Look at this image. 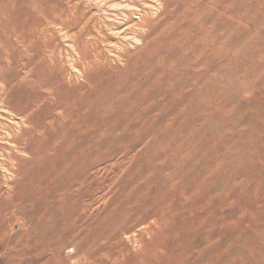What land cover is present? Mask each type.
Listing matches in <instances>:
<instances>
[{"label":"rangeland","instance_id":"rangeland-1","mask_svg":"<svg viewBox=\"0 0 264 264\" xmlns=\"http://www.w3.org/2000/svg\"><path fill=\"white\" fill-rule=\"evenodd\" d=\"M132 1L0 0L4 122L11 115L3 109L16 122L27 114L16 86L47 71L40 60L50 50L60 82L86 75L96 84L105 75L80 60L76 47L93 57L97 42L103 69L116 72L105 90L135 88L127 117L98 123L92 183L84 182L78 153L37 150L42 129L20 154L0 141V264H264V0ZM127 11L133 14L123 28L133 31L126 40L116 32ZM142 15L147 26L139 29ZM100 34L112 43H101ZM121 51L126 60H117ZM37 115L34 121L47 123ZM10 152L22 170L12 188L5 183ZM144 193L155 208L145 221L151 229L136 224L122 232L138 216L133 205L148 210L136 201Z\"/></svg>","mask_w":264,"mask_h":264},{"label":"bare ground","instance_id":"bare-ground-1","mask_svg":"<svg viewBox=\"0 0 264 264\" xmlns=\"http://www.w3.org/2000/svg\"><path fill=\"white\" fill-rule=\"evenodd\" d=\"M108 1V0H107ZM132 3L133 1L130 0ZM197 1V0H196ZM238 1V0H237ZM198 2V1H197ZM221 3V1H220ZM218 1V4H220ZM226 3H230L226 2ZM236 3V1H235ZM233 3V4H235ZM243 3V1L241 2ZM192 4V3H191ZM212 4V3H211ZM216 4V3H214ZM232 4V2L230 3ZM229 4V7H230ZM114 5V4H113ZM128 5V4H127ZM207 5V4H206ZM227 5V4H226ZM245 5V4H244ZM250 5V4H249ZM109 6V5H108ZM107 6V7H108ZM122 6V5H121ZM144 6V5H143ZM195 6V5H194ZM210 6V5H209ZM224 6V5H223ZM56 7V6H55ZM100 7V6H99ZM119 7V6H118ZM126 7V6H125ZM208 7V6H206ZM227 7V8H229ZM233 7V6H232ZM41 8V7H40ZM121 8V7H120ZM131 8V7H130ZM130 8H126L127 10H129ZM158 8V6H157ZM194 8V7H193ZM211 8V7H209ZM226 8V10H227ZM28 9V8H27ZM55 9V8H54ZM99 9V8H98ZM124 9V8H123ZM186 9V8H185ZM213 9V8H212ZM239 9V8H238ZM69 10V9H68ZM160 10V9H159ZM195 9H193L194 11ZM211 10V9H210ZM197 11V10H196ZM201 11H206V10H201ZM72 12V11H71ZM105 12V11H104ZM187 12V11H185ZM189 12V10H188ZM201 12V13H203ZM211 12V11H210ZM209 13L208 15H210L211 13ZM133 14L132 11H127L124 12L123 16V21L121 22L123 23V26L121 25V27L118 28L119 32L117 31L116 34L117 35H123V38H126V40L128 39L127 36L128 34L132 33V29H129L127 27L123 28L124 26H127L130 23L129 20V14ZM139 13V12H137ZM206 13V12H205ZM72 14V13H71ZM148 14V13H147ZM184 14V13H183ZM182 14V15H183ZM200 13L198 12L197 15H199ZM193 15H195L193 13ZM201 15V14H200ZM246 15V13H245ZM73 16V15H72ZM116 16V15H115ZM129 16V17H128ZM185 16V15H184ZM196 16V15H195ZM194 16V18H195ZM215 16V15H214ZM213 16V17H214ZM219 16H221V14H219ZM218 16V17H219ZM87 17H89L87 15ZM198 17V16H197ZM203 17V14L201 16V18ZM204 17H206L204 15ZM217 16H215L216 19ZM226 17V16H225ZM66 18V16H65ZM117 18V17H116ZM119 18V17H118ZM190 18H193L190 17ZM221 18V17H220ZM241 18V17H240ZM55 19V18H54ZM67 19V18H66ZM140 22H137V24H135L134 26H137L138 28H145L144 26L147 24V20L146 18L142 15L140 18ZM138 19V20H139ZM183 19V18H182ZM187 19V17H186ZM185 19V20H186ZM196 19V18H195ZM193 19V22L194 20ZM245 19V18H243ZM110 20V19H109ZM149 20V19H148ZM181 20V19H180ZM188 20V19H187ZM22 21V19H21ZM27 21V20H26ZM53 21V20H52ZM81 21V20H80ZM116 21V20H115ZM183 21V20H181ZM197 21V20H196ZM221 21V20H220ZM250 20H248L249 22ZM29 22V21H28ZM50 22V21H49ZM82 22V21H81ZM118 22V21H116ZM198 22L199 18H198ZM173 24V23H172ZM171 24V25H172ZM195 24V22L193 23ZM197 24V23H196ZM200 24V23H199ZM212 24V23H211ZM214 24V22H213ZM212 24V25H213ZM236 24V23H235ZM95 27V23L93 24ZM92 25V27H93ZM101 25V24H100ZM202 25V24H200ZM81 26V25H80ZM130 26V25H129ZM147 26V25H146ZM203 26V25H202ZM201 26L200 28V34H204L205 33V28L203 30V27ZM207 26V25H206ZM205 26V27H206ZM234 25H232L233 27ZM238 26V25H237ZM240 26V24H239ZM252 26V25H251ZM61 27L65 30V35L69 38H73L72 40L75 41V34L74 35H69V28L66 24H62ZM212 27V26H211ZM214 27V25H213ZM236 28L237 31V27L236 25L234 26ZM108 28V27H107ZM123 28V29H122ZM127 28V29H126ZM139 28V29H140ZM249 29V28H248ZM94 30V29H93ZM110 30V29H109ZM145 29L142 30L143 34H145V36L147 35V33L144 32ZM212 30V29H211ZM221 30V29H220ZM247 30V29H246ZM47 31V30H46ZM79 31V30H78ZM81 31H86V34L90 37L92 36V33L88 30H86L85 28H81ZM232 32L234 30H231ZM79 32V34H80ZM209 32V29L207 31L206 29V33ZM212 32V31H211ZM220 34H222V32L218 31ZM111 33V32H110ZM113 33V32H112ZM186 33V31H185ZM191 33V32H190ZM208 33V34H209ZM45 34H47L45 32ZM115 34V32H114ZM193 34V33H192ZM207 34V35H208ZM229 34V33H226ZM225 34V35H226ZM102 35V34H100ZM140 35V34H139ZM206 35V34H204ZM206 35V36H207ZM224 35V34H223ZM44 36V35H42ZM75 36V38H74ZM103 36V35H102ZM136 36V35H135ZM134 36V37H135ZM205 36V37H206ZM212 36V35H211ZM66 37V38H67ZM89 37V38H90ZM104 37V36H103ZM118 37V36H116ZM183 37V36H182ZM200 37V36H199ZM203 38V36H201ZM224 39L226 38L225 36H223ZM230 37H231V33H230ZM68 38V39H69ZM78 38V37H77ZM76 38V39H77ZM187 38V37H186ZM208 38V37H207ZM210 38V37H209ZM212 39H214L213 37H211ZM210 38V40H211ZM121 39V38H120ZM119 39V40H120ZM204 39V38H203ZM230 39V38H229ZM47 40V39H46ZM135 40V39H134ZM137 40V39H136ZM223 40V38H222ZM231 40V39H230ZM101 43L105 44L106 42L109 43L108 38H102ZM204 40H202L201 43H203ZM20 42V41H19ZM205 42V41H204ZM218 42V40H217ZM77 43V42H76ZM84 43V42H83ZM112 43V42H110ZM109 43V44H110ZM49 44V43H48ZM89 44V43H88ZM86 43V45H88ZM108 44V45H109ZM117 44V43H116ZM212 44V43H211ZM30 45V44H29ZM221 45V44H220ZM219 45V46H220ZM24 46V45H23ZM32 46V45H31ZM30 46V47H31ZM46 46V45H45ZM76 46V45H75ZM83 46V45H82ZM91 48L95 51V54L93 55V57H89L85 50H81L79 47H76V53L78 54V58L80 60H83V62H86L88 64H93V66H96V68L98 69L99 73H103L105 75L104 79L101 81V83H94V79L89 78V76L86 75H82L81 78V82L79 83H74L70 86L63 84L62 82H60L61 79V75L59 76V72L58 69L55 68V66L53 65L55 63V59H54V53L53 51L50 50L49 53L46 54V56H43L44 58H42L40 60L41 63V67L39 69H44L46 68L47 71L44 72L43 71H39L36 75V79H32V81H29L27 83L24 82H20L16 87L18 90L19 95L22 97V100L25 103V107L24 109L26 110V115L24 117H22V119H20L19 122H16L13 118L14 115H12L7 109H3L4 111L2 113H9L11 115V118L9 117L10 120L6 122L3 121V119H1L0 117V141H4V142H12L14 144V149L16 151H25L27 149H29V141H30V136H32L33 133H36V136L33 137H38L40 136L41 133V129L43 130L45 135H41L43 137H41L42 139L40 140V144L37 147V150L39 148V152H43L46 151L45 148L50 147L51 150L53 151H63L64 152V156L63 157H69L72 153H78L77 154V162H79V164H81L83 167V177H84V182L86 184L92 183L93 180V175L95 174V167H96V159L93 157L92 152L95 150V145H96V136L97 133L99 132L98 129V123L102 120H104L105 118H113L114 116L116 117H127L129 114V110L131 108H133L134 103L131 105L130 109L127 111L125 106L127 104L128 98H129V94H131V92H134L135 88H127V89H122L121 86L116 85L114 87H111L109 90H105L106 88L104 87V83L108 84V88H109V79H111V75L116 73L114 70L113 71H108V70H104L102 67L104 64V57L101 55L100 52L96 51L98 49L97 46V42H93L91 45ZM216 46V45H215ZM218 46V45H217ZM222 46V45H221ZM225 46V45H224ZM51 47V46H50ZM84 47V46H83ZM118 47V46H117ZM122 47V45H121ZM124 47V46H123ZM122 47V48H123ZM126 47V46H125ZM124 47V48H125ZM23 48V47H22ZM29 48V46H28ZM74 48V46H73ZM89 48V47H88ZM116 48V47H115ZM217 48V47H216ZM223 49V47H221ZM227 48V47H226ZM50 49V48H49ZM118 49V48H117ZM126 49V48H125ZM222 49H218L219 51ZM228 49V48H227ZM29 50V49H28ZM48 50V49H47ZM74 50V49H73ZM123 50V49H122ZM128 50V49H127ZM100 51V49H99ZM118 51V50H117ZM215 51V50H214ZM26 52V50H25ZM218 52V51H217ZM219 54V53H218ZM256 54V53H255ZM127 52L125 51H121V53L119 55H117V60H121V59H125L127 57ZM216 56H219L216 54ZM106 57V56H105ZM46 58L48 60H46ZM58 60V59H57ZM230 60V59H229ZM39 63L38 60L34 61V64ZM82 63V62H81ZM114 63V62H113ZM175 63V62H174ZM115 64V63H114ZM122 64V63H121ZM105 65V64H104ZM111 65V64H110ZM124 66V65H123ZM133 66V65H132ZM131 66H126L127 68H130ZM10 68V67H9ZM134 69V66L131 68ZM60 71V70H59ZM62 71V70H61ZM88 72V71H87ZM26 74V72H25ZM28 76V74H26ZM24 75V76H26ZM161 75V74H159ZM30 77V76H29ZM32 77V76H31ZM13 78V77H12ZM23 78V77H22ZM108 78V79H107ZM115 81V80H114ZM116 81H118V79H116ZM126 81V80H125ZM133 81V80H132ZM0 82L3 83L2 78H0ZM77 82V81H76ZM135 82V81H134ZM71 83V82H70ZM120 83V82H119ZM122 83V82H121ZM12 84V83H11ZM106 84V85H107ZM114 84V83H113ZM118 84V83H117ZM124 84V83H123ZM121 85V84H120ZM15 87V86H14ZM28 89H30L33 92V95H26L25 91H28ZM100 89V91H102L103 89V93L101 95L97 94V90ZM5 87L0 86V105H2L1 103L4 102V97H5ZM11 96V95H10ZM21 101V100H20ZM139 102V101H138ZM23 103V102H22ZM139 104V103H138ZM137 104V105H138ZM17 105V104H16ZM22 105V104H21ZM20 106V105H19ZM18 106V108H19ZM43 108V109H41ZM129 108V107H128ZM18 110V109H17ZM142 110V109H141ZM133 111V110H132ZM137 111V110H135ZM4 113V114H5ZM37 113L40 114L42 117H46L48 119L46 124H42L41 122H36L32 119L33 116ZM23 115V114H22ZM38 116V115H37ZM39 117V116H38ZM125 119V118H124ZM44 123V121H42ZM15 124L17 125V127H19L17 129V132H14L11 130V126L9 124ZM143 124V123H142ZM22 125H25L23 127H21ZM46 126L49 128V131L51 132V134L49 133V131H46ZM125 128V127H124ZM108 130V129H107ZM109 131H111V129L109 128ZM107 132V131H105ZM100 134V132H99ZM118 135V134H117ZM118 138V137H117ZM85 139V140H84ZM3 142V143H4ZM83 142H88V145L84 146V149H82V143ZM3 147V146H2ZM184 148V147H183ZM3 149H5L3 147ZM50 150V151H51ZM76 150V151H75ZM47 152V151H46ZM14 153V152H13ZM22 153V152H21ZM17 154H12L11 152L7 155V158L10 160V165L11 168H7L6 170L10 173V180L8 182L5 181V183H7L8 186H11L14 182L13 180L17 178V176L19 175V173H21V159L20 157H16ZM20 156V155H19ZM22 156V155H21ZM73 157V156H71ZM66 159V158H65ZM67 160V159H66ZM65 160V161H66ZM72 160V159H71ZM84 160V161H82ZM66 165V164H64ZM72 166V165H71ZM76 166V165H74ZM73 166V167H74ZM66 167V166H65ZM63 167V168H65ZM67 169H68V165H67ZM75 169V167H74ZM80 169V168H79ZM78 169V171H79ZM75 171V170H74ZM76 171V172H78ZM81 171V170H80ZM137 171V170H136ZM64 172V171H63ZM75 172V173H76ZM67 173V172H66ZM65 173V174H66ZM69 173V172H68ZM73 174V172H70ZM73 177V176H72ZM71 177V178H72ZM69 178V177H67ZM70 178V179H71ZM73 180V179H72ZM79 180V179H78ZM77 181V180H76ZM80 181V180H79ZM37 183V182H36ZM72 183V182H70ZM83 183V182H82ZM82 183H80V185H82ZM117 183V182H116ZM75 184V183H74ZM84 184V183H83ZM95 184V183H94ZM92 185V184H91ZM37 186V185H36ZM77 186V185H76ZM90 186V185H89ZM197 186V185H196ZM191 187V186H190ZM202 187V186H201ZM12 188V186H11ZM68 188V187H67ZM80 188V187H79ZM183 188V187H182ZM79 190V189H78ZM64 192V191H63ZM66 193V192H65ZM141 196V197H140ZM140 196L136 197V201L144 202V204L149 205L148 210H143L142 207H138L139 205L136 204L133 205L134 208H132V212L135 214H138V216L136 217V219H134L133 223L131 225H129L126 228H120V230H122V232H128L129 229H131V226H135L136 224H144L143 227L144 231L145 229H149L150 226L147 225L148 223H146L145 221L147 220V218L150 217V215L155 214V208L151 206V200L149 197H147V194H141ZM38 197V196H37ZM43 198V197H42ZM125 200V199H124ZM133 200V199H132ZM204 205V204H203ZM132 206V207H133ZM129 208V206L127 207ZM128 211V210H127ZM124 212V211H123ZM117 213V212H116ZM118 215V214H117ZM124 215V213H123ZM122 216V215H121ZM158 216V215H156ZM124 218V217H123ZM154 218V216H153ZM160 218V217H159ZM121 219V218H119ZM165 219V218H164ZM108 221V220H107ZM118 221V220H116ZM148 221V220H147ZM120 222V220H119ZM128 222V221H127ZM126 222V223H127ZM153 222H157L156 219L153 220ZM115 223V221H114ZM153 223V224H155ZM118 225V223L116 224ZM116 225H114V227H116ZM119 228V227H118ZM151 229V228H150ZM119 230V229H118ZM117 230V231H118ZM119 230V231H120ZM112 231V230H111ZM147 232V231H146ZM136 237V236H135ZM81 238V237H80ZM83 240V239H82ZM125 251V250H124ZM123 251V252H124ZM111 252V251H110ZM128 253H130L128 250L126 252H124L125 255H127ZM123 254V255H124ZM109 255V253H108ZM97 261V260H95ZM94 262V261H92ZM91 262V263H92ZM98 264V263H95ZM103 264V263H102Z\"/></svg>","mask_w":264,"mask_h":264}]
</instances>
